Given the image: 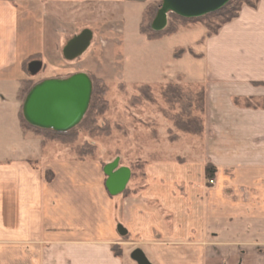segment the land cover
Listing matches in <instances>:
<instances>
[{
	"label": "crops",
	"instance_id": "obj_1",
	"mask_svg": "<svg viewBox=\"0 0 264 264\" xmlns=\"http://www.w3.org/2000/svg\"><path fill=\"white\" fill-rule=\"evenodd\" d=\"M161 2L0 0V264H133L137 249L153 264H264V107L234 101L264 94H234L228 96L233 102L214 108L206 91L200 154L148 162L140 188L129 195L109 192L99 161L61 150L48 154L41 136L21 126L18 94L29 56H59L84 29L92 40L81 56H113L124 45L126 14L141 12L142 21L145 9ZM92 4L113 17L76 21L74 13ZM43 34L47 46L28 53V38ZM173 35L149 40L157 44ZM234 38L250 52L256 43L264 46V0L244 5L218 34L195 40L198 49L189 47L214 76V56ZM208 161L218 168L212 184L205 177ZM116 244L124 246L120 257Z\"/></svg>",
	"mask_w": 264,
	"mask_h": 264
},
{
	"label": "rangeland",
	"instance_id": "obj_2",
	"mask_svg": "<svg viewBox=\"0 0 264 264\" xmlns=\"http://www.w3.org/2000/svg\"><path fill=\"white\" fill-rule=\"evenodd\" d=\"M115 15L119 17V14ZM126 15L128 19L122 38L124 45L115 48L113 56H80L69 60L61 52V48L59 56H42L39 53V56L28 57L27 79L31 78L37 84L47 78H66L80 71L92 77L98 90L104 91L100 95L101 105L93 110L89 121L76 127V140L67 143L46 142L44 151L54 154L61 150L64 156L72 155L80 160L93 159L101 165L120 158V165H126L132 171L124 190H128L124 195H129L140 188L148 162L183 161L186 156L200 154L202 149L203 141L198 137L203 134L193 135L179 131L161 112L162 108H169L162 96L164 86L169 82H180L184 88L196 90L203 85L209 92L208 106L213 103L214 108L225 100L229 101L228 96L232 98L234 94H264V88L249 82L250 79H264V46L256 43V51L250 52L244 49L247 43H242V39L234 38L230 42H223L214 56L213 76L206 59L197 60L190 53L181 58L173 56L179 47L197 48L194 41L203 37L206 32L204 27L197 25L195 29L181 30L178 34L152 44L146 35L140 33L141 12L134 11ZM74 16L76 21L90 24L93 20H109L113 14L92 4L74 13ZM61 17L65 19L66 16L60 14V19ZM233 36L240 37V34ZM100 42L103 44L102 40ZM104 44L107 47L110 43ZM46 46L44 34L43 38L36 40L31 37L28 38L27 52H38ZM34 59L42 60L43 68L36 75H31L28 64ZM196 77L199 80H195ZM143 84L152 86L156 98L154 103L145 99L140 102L132 100L133 96L139 95V87ZM238 99L243 105L244 97L239 96ZM229 102H233V99ZM263 103L262 100L261 105ZM203 117L206 122L205 114ZM206 180L209 184L214 182ZM116 246L117 251L123 255L124 246ZM130 261L138 264L133 259Z\"/></svg>",
	"mask_w": 264,
	"mask_h": 264
},
{
	"label": "water",
	"instance_id": "obj_3",
	"mask_svg": "<svg viewBox=\"0 0 264 264\" xmlns=\"http://www.w3.org/2000/svg\"><path fill=\"white\" fill-rule=\"evenodd\" d=\"M230 0H162L151 22V28L161 31L168 25L170 13L186 18L200 17L219 10ZM92 31L84 29L64 47L65 58L74 60L90 46ZM43 68V61L34 59L28 64V71L36 75ZM93 94V80L83 71L66 78H47L33 86L23 102V115L32 126L57 132H66L77 127L84 119ZM107 175L106 186L113 195L122 193L131 178L128 166H120V159L104 166ZM138 264H153L140 249L132 253Z\"/></svg>",
	"mask_w": 264,
	"mask_h": 264
},
{
	"label": "trees",
	"instance_id": "obj_4",
	"mask_svg": "<svg viewBox=\"0 0 264 264\" xmlns=\"http://www.w3.org/2000/svg\"><path fill=\"white\" fill-rule=\"evenodd\" d=\"M260 0H230L225 6L214 12L205 14L200 17L186 18L175 13H170L168 18V25L161 31H155L151 28V22L155 17L158 10V5L150 4L142 15V21L140 23V32L150 40L160 39L165 36H170L185 29H193L197 25H201L206 29L204 36L198 40V43H202L206 38L212 37L218 34L220 29L236 19L244 5L250 7H257ZM186 52L191 53L196 58H201L202 54H198L192 47L184 48L179 47L174 51V58H181ZM34 56V55H33ZM35 56H39L36 54ZM30 59L24 61V68L27 70V63ZM92 78V77H91ZM93 80V79H92ZM255 85L264 84V82L253 81ZM36 83H33L31 78L23 80L22 86L19 90L18 97L22 101L20 109V122L25 131L33 132L35 135L42 136L43 143L49 141H60L62 143L73 142L76 140L75 128L66 132H57L49 129H41L30 125L23 115V102L28 92L33 88ZM94 90L92 94V102L89 109L79 125L91 119L93 110L101 105L100 95L104 91L98 90L94 81ZM152 86L149 84H143L139 87V95L133 96L134 102H140L145 99L149 102H155V96ZM162 96L169 108H162V113L165 117L173 122V125L179 131L190 133L193 135H202L205 131V121L203 115L206 108V88L203 85L197 87L196 90L190 88H184L180 82H169L162 89ZM243 106L259 108L264 107L261 105V101H264V97H246ZM255 100V102H253ZM236 104L241 105L238 97L234 98ZM90 117V119H89ZM78 125V126H79ZM77 126V127H78ZM106 164H102L105 166ZM218 168L212 162H207L205 165V176L209 181H214L217 177ZM49 179V176H48ZM126 190L123 194H127ZM117 245V244H116ZM113 245L112 249L116 256H122L121 252L117 251V246Z\"/></svg>",
	"mask_w": 264,
	"mask_h": 264
}]
</instances>
